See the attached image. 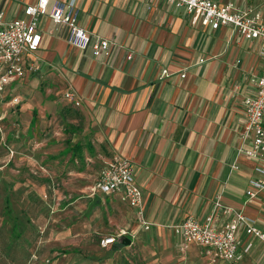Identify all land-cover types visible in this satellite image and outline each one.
I'll return each mask as SVG.
<instances>
[{"label":"crops","instance_id":"0c3cea01","mask_svg":"<svg viewBox=\"0 0 264 264\" xmlns=\"http://www.w3.org/2000/svg\"><path fill=\"white\" fill-rule=\"evenodd\" d=\"M57 1L72 0H50L47 12ZM211 1L249 5L260 12L264 24V0ZM36 2L0 0V14L5 20L21 19L24 8ZM74 2L79 26L93 39L108 41L109 51L95 58L90 49L71 47L67 28L44 16L37 23L41 44L25 55V65L38 66L39 74L26 75L8 87L4 101L45 73L55 77L57 87L74 91L92 130L107 140L109 151L129 160L141 189L150 227L143 231L133 220L134 230H126L130 238L122 240L123 247L134 243L135 227L151 233L153 223H158L170 229L178 250L172 227L186 218L202 222L219 197L223 205L259 219L257 227L264 233V207L254 206L253 214L246 211L251 207L243 208L248 202L261 204L264 191L246 198L256 163L239 151L250 147V141H241L242 101L264 68L258 55L261 43L243 40L228 28L213 31L193 24L184 10L165 0ZM253 54L258 61H252ZM163 70L168 78H160ZM183 72L185 77L180 78ZM244 73L252 76L243 81ZM259 164L264 166V157ZM102 197L118 201L116 196ZM237 237L243 260L259 242L243 231ZM248 245L251 248L245 252ZM262 246L257 264L264 258ZM193 248L208 255L197 246L178 253L184 256Z\"/></svg>","mask_w":264,"mask_h":264},{"label":"rangeland","instance_id":"374dc122","mask_svg":"<svg viewBox=\"0 0 264 264\" xmlns=\"http://www.w3.org/2000/svg\"><path fill=\"white\" fill-rule=\"evenodd\" d=\"M71 92L73 101L65 98ZM12 99L0 103V264H210L199 248L179 254L170 229L158 223L151 233L135 227L134 243L110 255L104 240L134 230L135 219L119 201L99 195L95 204L92 183L115 156L107 140L92 130L74 91L57 87L52 74ZM260 202L243 208L253 214L254 206L263 209ZM261 244L238 264L260 262Z\"/></svg>","mask_w":264,"mask_h":264},{"label":"built area","instance_id":"2783aa9c","mask_svg":"<svg viewBox=\"0 0 264 264\" xmlns=\"http://www.w3.org/2000/svg\"><path fill=\"white\" fill-rule=\"evenodd\" d=\"M165 1L177 10H184L193 24L213 31L228 28L243 40L260 42L258 55L264 61V24L258 10L243 3L221 5L211 0ZM49 2L50 0H37L35 4L24 8L21 19L13 21L3 19L0 14V102L4 101V93L8 87L38 70L34 65H25V55L37 51L41 44L37 23L44 16L55 25L65 26L68 30V44L79 51L90 49L93 57L99 58L111 47L108 41L93 39L79 26V13L74 0L67 4L57 1L50 12H47ZM127 58L130 60L131 57ZM168 77V72L163 70L160 78ZM184 77L183 72L180 78ZM251 82L252 92L242 101L244 123L241 133V141H250V147L239 150L242 155L256 163L253 177L249 179L245 191L249 200L264 191V166L259 164L264 157V68L261 75ZM65 98L73 101L72 92L66 93ZM11 103L17 105L19 102L13 98ZM92 193L116 196L132 212L138 226L144 231L149 230L150 226L143 213L141 189L134 180L129 160L119 155L109 159L100 171ZM172 231L181 253L186 252L190 246L203 248L210 256V264H237L241 261L242 253L238 252L240 242L237 237L240 231L264 245V233L257 227L256 220L223 205L220 197L202 222L186 218L172 227ZM127 235V231L123 230L116 238L106 239L104 243L113 244L116 239L126 238ZM250 248L248 245L245 252ZM261 264H264V258Z\"/></svg>","mask_w":264,"mask_h":264},{"label":"trees","instance_id":"16d2710c","mask_svg":"<svg viewBox=\"0 0 264 264\" xmlns=\"http://www.w3.org/2000/svg\"><path fill=\"white\" fill-rule=\"evenodd\" d=\"M105 197V196H104ZM6 203H7V208H8V211H9V203H8V200H6ZM97 203H100V201H99V198H96V201H95V204H97ZM90 211V210H89ZM127 238H130L129 236H126ZM122 240L123 239H118V241L117 240H115V242L111 245V248H110V255L112 254V253H114V252H117V251H120L122 248H123V246H124V244L122 243ZM108 259H110V256L108 257Z\"/></svg>","mask_w":264,"mask_h":264},{"label":"water","instance_id":"95a60500","mask_svg":"<svg viewBox=\"0 0 264 264\" xmlns=\"http://www.w3.org/2000/svg\"><path fill=\"white\" fill-rule=\"evenodd\" d=\"M127 245L130 243V241L129 240H127V239H125V241H124Z\"/></svg>","mask_w":264,"mask_h":264}]
</instances>
